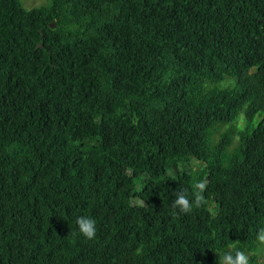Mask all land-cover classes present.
<instances>
[{
	"label": "trees",
	"instance_id": "obj_1",
	"mask_svg": "<svg viewBox=\"0 0 264 264\" xmlns=\"http://www.w3.org/2000/svg\"><path fill=\"white\" fill-rule=\"evenodd\" d=\"M0 34V264H259L264 0H0Z\"/></svg>",
	"mask_w": 264,
	"mask_h": 264
},
{
	"label": "clouds",
	"instance_id": "obj_2",
	"mask_svg": "<svg viewBox=\"0 0 264 264\" xmlns=\"http://www.w3.org/2000/svg\"><path fill=\"white\" fill-rule=\"evenodd\" d=\"M207 187L206 180L198 181L194 186V205L200 207L205 203V198L202 193ZM173 207L178 208L181 213H189L193 210V202H190L187 190H182L176 194V199L173 201ZM79 232L86 239H94L96 235V221L90 217L80 216L76 221ZM256 239L259 244L264 245V227H261L256 234ZM230 250L223 252L219 258V264H250L249 254L238 247L229 246Z\"/></svg>",
	"mask_w": 264,
	"mask_h": 264
},
{
	"label": "rangeland",
	"instance_id": "obj_3",
	"mask_svg": "<svg viewBox=\"0 0 264 264\" xmlns=\"http://www.w3.org/2000/svg\"><path fill=\"white\" fill-rule=\"evenodd\" d=\"M23 5L27 8V9H32V8H36V7H40V6H45L48 3V0H20ZM7 42V34H0V45L2 46V48L5 46ZM241 117V116H240ZM258 118H256L257 121ZM238 123H240V121H238ZM232 125H226V126H219L215 133L213 134V137L211 138V142L217 141L219 139V136L225 132L227 129H229ZM237 138H234L233 143H236ZM180 168H186V169H199L202 168L203 164L198 162L196 159H192L189 163H185V164H179L178 165ZM177 166V167H178ZM134 176H137V184L138 186H140L141 180L138 177L137 174L133 173ZM138 189L137 188L135 190V197L133 199V202L135 204H140V200L137 198L138 195ZM214 200L216 202H220L222 201V197L219 195H215L214 196ZM213 208V206H212ZM257 254L259 257V264H264V245L258 244L257 247Z\"/></svg>",
	"mask_w": 264,
	"mask_h": 264
},
{
	"label": "water",
	"instance_id": "obj_4",
	"mask_svg": "<svg viewBox=\"0 0 264 264\" xmlns=\"http://www.w3.org/2000/svg\"><path fill=\"white\" fill-rule=\"evenodd\" d=\"M42 45H39V47H41Z\"/></svg>",
	"mask_w": 264,
	"mask_h": 264
}]
</instances>
